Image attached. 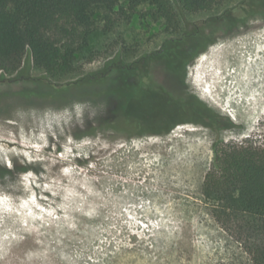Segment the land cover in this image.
<instances>
[{
  "label": "rangeland",
  "instance_id": "rangeland-1",
  "mask_svg": "<svg viewBox=\"0 0 264 264\" xmlns=\"http://www.w3.org/2000/svg\"><path fill=\"white\" fill-rule=\"evenodd\" d=\"M149 9L110 29L102 20L77 55L83 72L112 78L113 64L172 38L166 22L144 17ZM177 14L173 37L195 34L209 16ZM233 14L246 16L239 7ZM211 37L188 63L184 83L171 82L160 66L145 81L194 96L231 122L216 131L193 123L167 134L113 131L119 101L107 86L50 80L29 52L17 72L0 73V130L26 146L0 155V221L8 218L0 263L254 264L212 217L202 191L216 140L264 145V16Z\"/></svg>",
  "mask_w": 264,
  "mask_h": 264
},
{
  "label": "trees",
  "instance_id": "trees-1",
  "mask_svg": "<svg viewBox=\"0 0 264 264\" xmlns=\"http://www.w3.org/2000/svg\"><path fill=\"white\" fill-rule=\"evenodd\" d=\"M236 1L0 0V73L17 72L29 52L34 68L50 80H68L69 88L107 86L104 92L119 101L118 114L108 126L113 131L167 134L184 123L216 131L231 122L196 97H181L174 89L145 79L152 68L160 66L171 82L184 83L188 63L213 42L211 36L244 25L248 18L264 16V0H241L230 7ZM142 6L150 7L144 17L167 23L165 33L172 38L136 61L113 64L112 78L85 74L77 55L87 48L102 20L110 29L122 17L129 22ZM237 7L245 18L234 16ZM177 10L209 16L195 34L173 37L179 28ZM212 150L213 164L202 191L211 205V215L254 264H264V145L232 146L216 140Z\"/></svg>",
  "mask_w": 264,
  "mask_h": 264
},
{
  "label": "bare ground",
  "instance_id": "bare-ground-1",
  "mask_svg": "<svg viewBox=\"0 0 264 264\" xmlns=\"http://www.w3.org/2000/svg\"><path fill=\"white\" fill-rule=\"evenodd\" d=\"M241 44V43H240ZM237 45V44H236ZM242 47V46H241ZM246 47V46H245ZM239 48V47H238ZM259 51V50H258ZM262 51H264V50H262ZM250 55V54H249ZM258 55V54H257ZM234 59V58H233ZM223 60V59H222ZM250 61V60H249ZM257 61V60H256ZM255 61V62H256ZM228 62V61H227ZM232 62V61H231ZM229 63H230V61H229ZM256 64V63H255ZM255 64H253V65H255ZM262 64V63H261ZM234 65V64H233ZM264 67V66H263ZM249 69V68H248ZM232 71V70H231ZM236 72V71H235ZM257 72V71H256ZM233 73V72H232ZM259 73V72H258ZM247 79V78H246ZM234 111V110H233ZM230 112V111H229ZM237 113V112H236ZM228 115H230L233 119H235V117H234V115L235 114H233V113H228ZM237 120V119H236ZM234 121V120H233ZM237 122V121H236ZM51 132V131H50ZM52 141V140H51ZM0 143H1V145H2V149L0 150V155H2V156H4V154H6V155H11V156H13L14 155V153H16L15 151H14V149L17 151L19 148H22L23 146H24V143H23V141L21 140V138H20V136L19 135H17V134H14V135H9L8 133H6L4 130H0ZM26 144H28V143H26ZM13 148L14 147V149H12V150H9L10 148ZM24 147H26V146H24ZM31 147V146H30ZM30 149V148H29ZM42 149V148H41ZM47 149V148H46ZM21 151V150H20ZM18 153V152H17ZM11 156H9V158H11ZM15 156V155H14ZM17 156V155H16ZM6 157V156H5ZM55 157V156H54ZM4 160V159H3ZM2 160V162H4ZM18 162V161H17ZM34 162V161H33ZM32 162V163H33ZM57 162V161H56ZM5 163V162H4ZM3 163V164H4ZM20 162H18L17 164H19ZM72 164V163H71ZM1 165V164H0ZM30 165V164H29ZM35 165V164H34ZM16 166V165H15ZM14 166V167H15ZM49 166V165H48ZM2 167V166H1ZM6 167V166H5ZM17 167V166H16ZM15 167V168H16ZM21 167H22V165H21ZM31 167V166H30ZM35 167V166H34ZM3 168V167H2ZM23 168V167H22ZM25 170V169H24ZM11 171V170H10ZM28 174V173H27ZM23 180V179H22ZM45 190V189H44ZM2 214V213H1ZM0 214V215H1ZM4 214V213H3ZM6 215V214H5ZM3 217V216H2ZM18 217V216H17ZM12 219V218H11ZM15 220V219H14ZM7 222H8V218L7 217H5V218H3L1 221H0V227L1 226H3V225H5V224H7ZM12 222V221H11ZM18 223V222H17ZM16 223V224H17ZM10 225H12V224H10ZM8 226V225H7ZM10 227V226H9ZM4 229H5V227H3ZM14 228V227H13ZM9 229V228H8ZM0 232H2V230L0 229ZM8 232V231H7ZM1 234V233H0ZM2 236V235H1ZM3 237V236H2ZM8 238V237H7ZM2 240V239H1ZM0 240V241H1ZM5 247V246H4ZM1 248V247H0ZM1 254V253H0ZM4 257V256H3ZM1 260V259H0ZM5 260V259H4ZM0 264H2V263H0Z\"/></svg>",
  "mask_w": 264,
  "mask_h": 264
}]
</instances>
